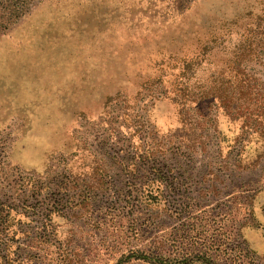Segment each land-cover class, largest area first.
Masks as SVG:
<instances>
[{
  "label": "rangeland",
  "instance_id": "374dc122",
  "mask_svg": "<svg viewBox=\"0 0 264 264\" xmlns=\"http://www.w3.org/2000/svg\"><path fill=\"white\" fill-rule=\"evenodd\" d=\"M261 8L40 0L1 33L0 264H264Z\"/></svg>",
  "mask_w": 264,
  "mask_h": 264
},
{
  "label": "trees",
  "instance_id": "16d2710c",
  "mask_svg": "<svg viewBox=\"0 0 264 264\" xmlns=\"http://www.w3.org/2000/svg\"><path fill=\"white\" fill-rule=\"evenodd\" d=\"M40 0H0V34L1 33H5L6 31H8L10 29V27H12L14 24H16L26 13L29 12L30 8ZM194 0H189V4L190 2H192ZM260 3L262 5L261 8V12H260V16L262 17L261 20L263 22L262 27L264 28V0H260ZM252 11L246 10L244 12V14L242 15H236L235 18L233 19H224L222 21H220L222 24H226L232 27V25H238V20L241 18H246L249 15H251ZM258 17V16H257ZM255 27H258V25L256 24ZM247 33V34H245ZM251 33L253 32V29L251 30L250 25H247V27H245L244 29L241 30V36L242 39H248L251 35ZM261 33L263 34L264 32L261 31ZM249 40V39H248ZM251 43V42H250ZM250 43H246L244 44L245 46L250 45ZM246 50L245 47L242 49L238 48V54L236 55V58L239 60L238 63H241L242 60L246 57ZM185 68V66H184ZM235 68V67H233ZM232 68V69H233ZM235 70H241L240 68L236 67ZM242 73L239 71L238 75L232 80V82H235L240 90V96L238 97V102L240 100V103H238V110L236 111L234 118H242L243 122L245 124V120H247L250 116L249 115H254L257 118L259 117H263L262 113H252L250 111H248V106H247V102H249L248 100H245L243 98L242 95H246V93L249 94V92H247V89L244 88V84L247 82L246 78H244V76H241ZM182 91V90H181ZM165 93L161 92L159 95L153 96V99H158L161 96H164ZM212 97L213 99H215L216 101L219 102L220 106H222L225 110L227 109L228 106H230V103L233 102L232 101V97H228L227 94L225 93H220L218 94L217 92H211V93H206L205 95H203V98H207V97ZM182 98V100L186 103L187 97H186V93L183 92V94L180 96ZM235 108V109H236ZM145 257V255L143 256Z\"/></svg>",
  "mask_w": 264,
  "mask_h": 264
}]
</instances>
